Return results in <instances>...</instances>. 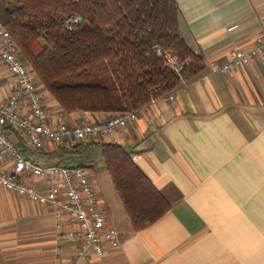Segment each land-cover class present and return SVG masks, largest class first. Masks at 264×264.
<instances>
[{
    "label": "crops",
    "instance_id": "obj_1",
    "mask_svg": "<svg viewBox=\"0 0 264 264\" xmlns=\"http://www.w3.org/2000/svg\"><path fill=\"white\" fill-rule=\"evenodd\" d=\"M182 35L204 54V66L175 90L139 110L124 128L99 139L117 142L163 192L171 207L139 231L122 208L100 194L118 244L102 256L77 258L75 243L52 208L0 184V264H264V62L213 71L229 52L253 46L264 0H177ZM14 84L0 58V98ZM54 120H105L110 112H65L46 95ZM97 143V144H101ZM36 163L58 145L17 139ZM60 164V163H59ZM39 186L42 179L28 176ZM125 210V209H124Z\"/></svg>",
    "mask_w": 264,
    "mask_h": 264
},
{
    "label": "trees",
    "instance_id": "obj_2",
    "mask_svg": "<svg viewBox=\"0 0 264 264\" xmlns=\"http://www.w3.org/2000/svg\"><path fill=\"white\" fill-rule=\"evenodd\" d=\"M180 19L177 0H0V21L45 97L50 94L65 112L114 116L140 110L152 96L176 90L198 75L204 54L182 35ZM157 47L178 55L180 73L166 64ZM93 143L101 142L57 148L69 151ZM101 144L132 229L148 227L170 209L169 200L123 145Z\"/></svg>",
    "mask_w": 264,
    "mask_h": 264
},
{
    "label": "built area",
    "instance_id": "obj_3",
    "mask_svg": "<svg viewBox=\"0 0 264 264\" xmlns=\"http://www.w3.org/2000/svg\"><path fill=\"white\" fill-rule=\"evenodd\" d=\"M261 23L262 32L253 46L232 49L227 62H212V70L229 72L254 59L264 62V17ZM156 52L180 73L183 63L175 52L161 47ZM0 58L14 78L9 94L0 98V184L33 202L50 206L57 225H67L64 235L74 241L77 258L87 257L91 252L104 255L107 246L118 244L117 232L109 223L89 169L80 164L36 163L18 149L17 134L32 147L45 141L70 146L107 137L135 121L139 110H127L105 120L87 117L75 123L54 120L34 70L21 57L14 38L1 21ZM174 95L175 90L152 96L147 105L160 98L173 99ZM31 175L41 178L42 184L37 186L29 181Z\"/></svg>",
    "mask_w": 264,
    "mask_h": 264
},
{
    "label": "rangeland",
    "instance_id": "obj_4",
    "mask_svg": "<svg viewBox=\"0 0 264 264\" xmlns=\"http://www.w3.org/2000/svg\"><path fill=\"white\" fill-rule=\"evenodd\" d=\"M36 159L42 163L86 166L98 181L101 188L100 194L104 196L107 203L113 205L116 210L122 208L123 211H126L111 175L105 167L102 144H81L69 151L58 150L51 153L50 156L45 158L37 156Z\"/></svg>",
    "mask_w": 264,
    "mask_h": 264
}]
</instances>
